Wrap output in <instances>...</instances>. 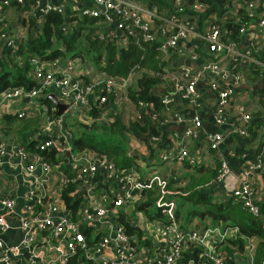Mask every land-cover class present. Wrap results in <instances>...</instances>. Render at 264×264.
<instances>
[{"label": "built area", "instance_id": "2783aa9c", "mask_svg": "<svg viewBox=\"0 0 264 264\" xmlns=\"http://www.w3.org/2000/svg\"><path fill=\"white\" fill-rule=\"evenodd\" d=\"M25 1L0 0V57L17 51L31 28H39L36 23L31 26L32 16L59 12L65 17L63 27L67 29L78 23L71 16L94 18L99 41L119 48H127L133 42L145 49L148 42L158 39L156 59L161 70L155 72L149 64L135 61L126 74L113 75L80 54L70 53L54 59L33 55L28 76L34 84L9 86L0 91V110L6 114L22 120L38 117L43 107L46 113L27 137V141L35 142L33 149L16 137L8 138L2 132L3 123L0 124V173L6 162L13 163L24 176L34 175L38 166L42 170L41 177L34 179L36 184L26 195L25 216L20 226L23 237L13 245L7 244L2 235L12 229L6 214L14 211L15 200L10 196L1 200L7 212L0 213V264H19L16 261L20 252L28 251L29 247L35 251L28 264H40L51 248L45 244L42 232L51 241L63 242L54 264H257V249L263 235L244 232L239 223L212 225L209 217H204L207 214L202 216L205 222L194 218L183 222L177 214L176 199L167 196L165 183L170 181L169 175L157 171L141 175L128 167L120 169L109 154L90 145L76 153L67 124L71 118L108 125L115 114L128 124L142 121L146 114L150 126L148 138L159 146L161 134L168 125L184 122L182 130L169 134V145L161 152L162 161L175 164L170 170L183 165L219 162L215 181L224 185L227 196L241 202L244 209L264 224V210L257 199L258 189L253 179L255 168L264 174L263 154H259L256 164L246 159L243 170L234 179L230 162L221 150L225 141L223 133H205L202 137L206 144L193 149L191 143L201 135L202 120L198 115L185 119L182 110L174 105L178 96L186 104L195 105L201 97L198 83L209 76V85L217 96L213 108L216 122L228 124L233 135L249 136L255 107L253 110L240 107L232 113L231 92L248 84L252 79L250 73H255L258 79L264 78V53L258 52L259 43L253 39L246 48L239 47L241 36L254 24L256 31L264 35V0H227L221 9L215 10H221L223 22L205 20L203 11L209 13L215 8L202 0H166L169 6L166 14L159 13L155 3L148 0H31L30 8L24 10V29L14 32L10 29L13 13ZM245 7L250 13L257 8L261 14L254 16L249 25L242 24L238 39L232 38L231 31L225 30L226 22L230 18L241 21L238 10ZM193 42L206 44L205 54L198 53V46ZM6 46L9 51L4 53ZM175 53H187L190 60L202 59V62L196 66L175 67L172 65ZM147 73L162 78L153 85L151 93L159 95L164 106L156 110L151 99L137 103L131 98L135 107L127 113L128 107H120L119 101L130 94L131 87L138 89L140 78ZM52 92L69 103L61 115H57L55 103L51 114L42 102ZM256 101L259 104L256 107L263 110L264 97ZM94 109L96 116L92 113ZM51 150H55L58 158L55 162L49 158ZM211 150L218 159L216 162L209 155ZM171 176L179 177L177 173ZM157 181L162 186V195L156 203L159 209L147 215L141 211L133 214L141 191L153 187ZM69 182L77 183L73 195H86L78 211L80 221L72 219L62 199V189ZM109 182L115 185L100 190L101 184ZM131 202L134 208L129 211ZM123 213L125 221L121 219ZM83 227L89 230L84 232ZM75 258L77 263H72ZM261 264H264V254Z\"/></svg>", "mask_w": 264, "mask_h": 264}, {"label": "trees", "instance_id": "16d2710c", "mask_svg": "<svg viewBox=\"0 0 264 264\" xmlns=\"http://www.w3.org/2000/svg\"><path fill=\"white\" fill-rule=\"evenodd\" d=\"M189 1L193 2L194 0ZM202 1L211 3L213 8H215L213 11L221 9V7L227 2V0ZM148 2H154L158 12L161 14H166L168 11L169 6L166 0H148ZM230 6L234 9L233 4ZM203 14L206 16L208 14V10L203 11ZM238 14L241 21L235 22L232 18H230L229 22H226L225 26V30L231 31V37L237 39L240 37L239 31L242 24L249 25L251 19L254 16H259L261 13L257 11V8H254L253 12L250 13V10L245 7L238 10ZM44 17L45 21L42 29L31 28L27 39L25 42L20 43V48L17 51L13 53L9 52L6 57H0V65L2 66V69L0 70V91L9 86H31L34 84V81L28 76V71L32 67L30 57L33 55H40L45 58L54 59L64 56L67 53L80 54L86 58L91 57V60L98 62L97 66L99 68L113 75L126 74L135 61L151 65L155 72L161 70L159 60H156L155 58L157 54L156 46L159 44L158 39L148 42L145 49H140L133 42H131L132 44L130 43L131 45L127 48H119L116 45L101 43L99 41L95 33V19L92 17L81 15L71 16L70 19L75 18L78 23L70 29L63 27L65 17L62 13L48 12L44 15ZM29 21H31V26L35 23L33 18ZM150 44H152V46H149ZM197 50L198 53L205 54L201 46H198ZM7 51H9V47L6 46L3 52L6 53ZM141 53H143V55ZM176 55L177 53L173 55L172 60H174ZM152 58H155L153 64L150 61ZM102 61L104 64H102ZM161 79L162 78L158 76V74H145L139 80L138 89L130 90L131 98L137 103L140 100L144 101L146 99H151L155 103L156 110L162 109L164 104L161 101V97L151 93L153 85L156 82L161 81ZM42 102L48 107V112L52 114L53 110H51V107L54 105L53 99L51 97H44L42 98ZM95 109L92 113L96 116L97 111ZM20 120L21 119L13 117L10 114H6L5 116L7 126L19 131L20 133L18 132L16 137H21L20 139L23 140L25 136V133L23 135V132L26 128L31 127L32 123L25 121L21 128H17L16 125ZM142 121H132L126 124L119 114H115L113 115V121L108 125H97L96 122L89 124L74 119L73 124H67V126L71 131V143L74 147L80 149L85 145H90L97 151L106 152L113 158L118 167L121 169L127 167L126 165L129 162L134 161V159L139 156L128 153L129 149L127 143L130 133L138 136L147 143L149 142L147 132L149 131L150 126L146 114L144 115ZM74 125L76 126L74 127ZM77 125L79 126L78 129ZM3 131L9 133V129L4 126ZM154 131L158 132L157 130ZM96 133H105L102 134L104 137L101 136L103 137V141L98 144L94 143L95 138L99 137V135H95ZM24 143L29 148H35V142L33 140L30 142L25 141ZM49 155L51 161L55 162L58 160L55 155V150H51ZM119 157L121 158V162L119 161ZM218 163H215L214 166L208 168L196 165L198 166L196 169L197 171H202L203 168L205 169V173L201 176L192 175L189 180L186 178L187 181H182L183 178L181 179L180 177L177 178L174 176H171L170 181H166L165 189L168 191L167 196L177 194L180 195L177 214H180L181 210L186 208L187 213L184 214L186 218L187 216L190 218L196 215L203 216L205 214H213L215 217L221 218L225 210L228 211V214L235 213L237 210L242 216L239 224L244 232L261 234L264 236L263 222L257 216L244 209L241 202L235 200L233 196L225 195L220 199L214 196L215 190L212 187V182L218 175ZM186 176H189V174ZM175 182H177V186H174ZM76 185V182H69L66 188L62 189V199L70 210L72 219L80 221L78 211L82 197L73 195ZM109 185H115V183H103L99 188L100 190H106ZM161 195V184L158 181L154 182L153 187L144 188L141 191V199L138 201L136 206L138 205L141 209H148V207L153 204V198L155 196L157 197V203ZM213 208H217L222 213L214 212ZM261 208L264 210V204L261 205ZM121 212H123V210H121ZM125 215L126 214L123 213L121 216V219L124 221L126 217ZM88 230V228L83 227L84 232ZM263 254L264 239L260 242L257 249V264H261ZM185 257L188 258L189 254L186 253ZM72 263H77L76 258L72 261Z\"/></svg>", "mask_w": 264, "mask_h": 264}, {"label": "crops", "instance_id": "0c3cea01", "mask_svg": "<svg viewBox=\"0 0 264 264\" xmlns=\"http://www.w3.org/2000/svg\"><path fill=\"white\" fill-rule=\"evenodd\" d=\"M31 0H26L24 5L18 9L15 10L16 14L18 15L17 18L10 23V29L14 32H20L24 29V23L23 17L24 10H26L29 7ZM55 1V0H54ZM30 8V7H29ZM28 8V9H29ZM26 12V11H25ZM38 19H37V18ZM33 17V19L37 20L35 23L39 28L43 27L45 17L43 15H40L39 17L36 16ZM42 26H40L39 24ZM257 41L259 44V53H264V35L259 34L256 31V24L252 25L249 30L244 33L241 36L239 47L240 48H246L251 44L253 41ZM262 42V43H261ZM197 46H201L203 50L206 48V44L204 43H197L193 42ZM198 65L202 62V59L198 60H190L187 53L176 55V57L173 60V66L179 67V66H186L190 64ZM252 79L249 80L248 84H244L241 87H237L236 89H233L231 92V106L230 111L232 113H235L238 111L240 107L244 109H251L255 107L253 111V118L250 123V133L247 137H241L239 135H233L229 132V125H222L218 124L215 120V117L213 115V108L214 104L217 101V96L215 95L214 91L211 89L209 85V76L205 79L199 81L198 83V89L200 91L201 97L199 101L195 104H186L185 101H183L179 96L175 98L174 105L182 110V114L185 117V119L189 120L194 115H198L202 120V128H201V135L198 139L192 141L191 147L193 149H199L200 145H205L204 142V136L205 133L214 132V131H220L225 136V141L221 145L222 152L226 155L228 158L230 165L232 167L233 171V177L236 179L237 175L243 170L244 168V162L246 159H250L252 164H256L258 160L259 154H263L264 158V109L259 110L257 105V99L258 97L263 98L264 97V78H259L255 73H250ZM255 76V77H254ZM254 77V78H253ZM132 109H134L135 104L132 102V106H130ZM45 108H41L40 115L38 117H32L27 118L18 121L16 127L21 128L23 123L26 121L28 123H32L31 127L26 128L23 132V135L25 133L24 139L21 140L19 137H16V134L19 132L16 129L9 128L7 126V123L5 121L6 112L3 110H0V118L3 123L4 127H7L9 129V133L6 136L8 138L16 137L20 141L25 142L27 141V138L30 131L35 129L39 126L41 123L44 115H45ZM14 117V116H13ZM91 124V123H90ZM184 128V122H178L171 123L166 127V129L161 134L160 143L158 144L160 146V149H164L169 145L168 136L173 130H182ZM4 134L5 132L2 131ZM20 133V132H19ZM133 137L137 140L139 146L137 147V150L139 152L135 155L142 156L143 158L147 159L148 162H154L155 160V154L159 146H155L154 142H145L138 136L133 135ZM128 149L129 151H133L136 149L131 148L130 143L128 141ZM263 151V152H262ZM203 166L204 168L210 167L207 163L204 165H198ZM196 166L193 168L192 166H186L189 174V177L191 178L192 175L201 176L205 173V169L202 168V171H197L198 168ZM185 173V175H187ZM253 179L255 181V184L257 186L258 192H257V199L259 203L262 205L264 204V174L261 172L259 168H255ZM42 175V170L38 166L35 170V174L32 176L23 175V173H20L18 168L14 166L11 162H6L2 168L0 173V213H6V209L1 205V200L4 197L10 196L15 200V209L12 213H7V218L11 224L12 229L8 234L2 235L4 241L9 244L13 245L18 242L23 237V230L20 227L21 223L25 216L24 211V204L26 201V195L28 190L35 186L34 179L38 180ZM184 176V175H183ZM182 176V177H183ZM185 178V177H183ZM212 187L215 190L214 196L216 198H223L226 195V191L224 188V185L220 182H216L215 179L212 182ZM86 195L83 194L82 197H85ZM175 198V195H173ZM176 199V198H175ZM177 200V199H176ZM178 204V202H177ZM235 214V213H232ZM230 215V214H228ZM204 216V215H203ZM224 217V216H223ZM226 217V216H225ZM186 218V217H184ZM234 223H239L237 220ZM42 235L45 237V244L49 245L51 248L45 253L43 259L40 261V264H54L56 255L63 249V242L60 240L57 241H51L49 239V235L47 233H43ZM34 249L32 247H29L28 251L24 250L20 252L19 257L17 258V263L19 264H28L29 258L34 254Z\"/></svg>", "mask_w": 264, "mask_h": 264}, {"label": "rangeland", "instance_id": "374dc122", "mask_svg": "<svg viewBox=\"0 0 264 264\" xmlns=\"http://www.w3.org/2000/svg\"><path fill=\"white\" fill-rule=\"evenodd\" d=\"M17 14L16 12L13 13V20H15L17 18ZM194 18H192L191 20H193ZM211 20V21H221L223 22V17H222V14L220 13V11H212V12H209L206 16H205V20ZM203 49V48H202ZM204 51V50H203ZM67 54H70V53H67ZM91 58V57H90ZM90 58H87L89 59L96 67L98 65V62L97 61H93L91 60ZM156 58V57H155ZM155 58H152L150 61L151 63L153 64ZM157 60V59H156ZM201 64V63H199ZM151 66V65H149ZM132 89V87L130 88V90ZM130 95V94H129ZM129 95H127L126 97L120 99V107H128L127 108V113H131V110L132 108L130 106H132V99H131V96L129 97ZM112 97L113 95L111 94V100H112ZM119 99L117 98V101ZM116 101V102H117ZM44 108V107H43ZM73 121L71 118H68V124H73ZM0 124H2V121H1V118H0ZM102 123H97V125H100ZM79 125V124H78ZM77 125V129H78V126ZM96 125V126H97ZM76 125H74L75 127ZM99 128V126H98ZM101 131V130H99ZM95 132V131H94ZM102 134H105V133H96L95 135L99 137H96L95 138V142L96 144L100 143L103 141V137L104 135ZM133 135L134 134H129V137H128V141L130 143H132L131 147L133 149H137V147L139 146L138 142L136 139L133 140ZM103 136V137H101ZM88 146L85 145L83 146L82 149H85L87 148ZM76 153H80L81 150L79 149H76L75 151ZM161 152H162V149H157L156 151V154H155V160L154 162H148L147 159L143 158L142 156H138L137 158L134 159V161L132 162H129L126 166L130 169H132L134 172H137L138 174H147V173H153L154 171H157V172H164L165 174L169 175V177H171V175L177 173V175H179V177L182 179L183 177V180L182 181H187V179L189 180L190 177L189 176H186L185 173L188 172L187 168L183 165L181 167H175V170H170L171 167H173L175 164L174 163H170V162H164L162 161V158H161ZM209 155H211L213 158H214V161L216 162L218 159L217 157L215 156V152L214 151H209ZM116 160V159H115ZM117 161V160H116ZM119 161L121 162V158L119 157ZM118 162V161H117ZM210 167L211 166H214V164H211L209 163L208 164ZM196 166V165H195ZM195 166H193V168H195ZM208 168V167H207ZM187 174V173H186ZM184 175V176H183ZM183 176V177H182ZM187 178V179H186ZM174 186H177V182L174 183ZM175 198L177 199L176 201H180V195H175ZM140 199H141V196H140ZM156 199L157 197L155 196L153 198V204H151L148 209H141L139 208V206L137 205L133 211V214H137L138 211H141L144 215H147L148 213L152 214L154 213L155 211H157L158 209V206L156 205ZM178 209V208H177ZM214 212L216 213H222L220 212L217 208H213ZM187 213V209L186 208H183L180 212V214H178L179 218L181 220H183V222H189L192 218L196 219V220H199L201 222H205V219L204 217H209V220L211 222L212 225H222V224H226V223H234L236 222L237 220L240 221V219H242V216L241 214L236 210L235 211V214H230L228 215V211L225 210V212L223 213V216L221 218H217L215 217L213 214L212 215H205L204 217L200 216V215H196V216H193V217H188L187 218H184L186 217L184 214ZM226 216V217H225ZM189 220V221H188Z\"/></svg>", "mask_w": 264, "mask_h": 264}, {"label": "water", "instance_id": "95a60500", "mask_svg": "<svg viewBox=\"0 0 264 264\" xmlns=\"http://www.w3.org/2000/svg\"><path fill=\"white\" fill-rule=\"evenodd\" d=\"M194 63V62H193ZM190 66H196V64H190ZM48 97H51L54 101V103L57 105L58 110H57V115H61L65 112L66 108L69 106V103L64 102L63 100L59 99L58 96L55 93H49ZM28 97H26L25 100H27ZM139 152V150H133V151H128L129 154L131 155H135ZM68 154L70 153V151L67 152ZM134 208V204L131 202L128 206V210L132 211Z\"/></svg>", "mask_w": 264, "mask_h": 264}]
</instances>
